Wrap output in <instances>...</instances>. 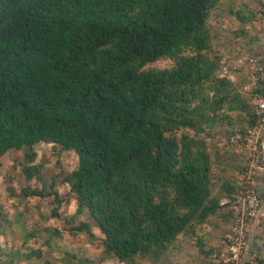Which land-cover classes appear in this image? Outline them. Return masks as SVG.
Segmentation results:
<instances>
[{"label": "trees", "instance_id": "trees-1", "mask_svg": "<svg viewBox=\"0 0 264 264\" xmlns=\"http://www.w3.org/2000/svg\"><path fill=\"white\" fill-rule=\"evenodd\" d=\"M243 1L0 0V172L12 183L0 204V264H70L78 252L90 264H160L170 244L219 210L209 156L236 182L243 168L222 167L233 157L228 136L254 123L243 82L216 74L223 43L246 36L222 33L221 14L235 25L264 14ZM38 143L71 162L44 175L2 169L11 150ZM23 172L35 176L33 190L17 184ZM58 177L76 198L75 221L61 213ZM222 187L223 197L235 189ZM95 231L100 240L84 243Z\"/></svg>", "mask_w": 264, "mask_h": 264}, {"label": "rangeland", "instance_id": "rangeland-1", "mask_svg": "<svg viewBox=\"0 0 264 264\" xmlns=\"http://www.w3.org/2000/svg\"><path fill=\"white\" fill-rule=\"evenodd\" d=\"M232 1V0H229ZM244 5L249 9L252 10L255 7H258V9H261L260 11H264V0H244ZM223 6H228L229 2L222 1L221 2ZM260 7V8H259ZM214 12H212L209 15L207 24L212 27L214 25ZM260 15V14H259ZM257 16V18L254 20L253 23H247L246 25L242 24H234L235 20L226 15L220 16L221 21L226 28V30H222V33H229L228 28L232 29H241V30H247L248 33H246L249 36H257L259 33V30H261V20L259 21V18L262 16ZM245 37H242L244 40H246ZM228 41L226 40L223 43V46L227 45ZM171 62H168L166 60L165 62H161L158 67L162 68H168L170 66ZM153 67V66H152ZM244 80H241L243 82ZM238 113V112H237ZM242 118H246V115L244 113H241ZM186 132H189L191 136H195L196 138H199L201 134H195L191 132V130H187ZM216 132H222L221 130H216ZM180 132L176 133L177 138H180ZM214 135V142L221 139V136L218 134ZM223 147V146H222ZM222 149V148H221ZM223 150H220L222 152ZM23 152L29 153L32 158H35V162H28L25 163L24 154ZM23 152H15L10 153L8 155V158L5 159L2 163V169L4 171L9 170L11 174H15L16 172L23 170L22 166L28 167V168H38L42 175L53 172L56 173L58 165L57 163L62 164V166L67 165L71 162L69 161L72 157L62 155L57 161L55 154L52 152L50 145H44V144H38L34 150H31L29 152L28 150H24ZM211 153H214L211 151ZM230 154L233 156L231 157L227 164H222V167L224 168L227 166V173L230 170L229 165L232 166L236 164L238 167H242L243 170H238L237 173H235L236 176V182H232L234 180V177L230 178L228 177L229 173L226 175L222 173L219 169H221L219 166H214L215 161L217 158H215V155L212 154L209 156L210 158V166H211V173H212V181L214 182V178L218 179V183L213 186L212 191L210 193V198L213 200H221L223 196L220 195V192L222 191L224 193V188L222 184H228L233 183L235 189L238 186V182L240 183V178L242 174L245 171V159H246V152L242 150L239 147H233L231 149ZM237 155L239 156V159L235 161ZM41 161H43L41 163ZM69 161V162H68ZM218 161L221 163L220 159L218 158ZM68 162V163H67ZM67 163V164H66ZM234 163V164H233ZM23 167V168H24ZM64 168V169H65ZM52 174V173H51ZM221 176V177H220ZM21 182L17 183L20 184V187H25L33 190L36 186V178L35 176L32 177L30 180H27L25 177L24 172L21 174L20 178ZM55 190L60 194V197L63 199V207H61V213L64 214V216L70 217V215L73 211L76 210V198L72 195V193L69 190V185L63 183L61 181V177L55 178ZM259 184L257 185L259 189H257V198L259 199V205L250 207L248 201L244 202L245 212L244 215H241L239 212L238 214L234 209L226 208V207H219V210L215 211L212 215L208 217L206 220V224L202 225H192V227H196L194 230H189V233H183L181 234L172 244L168 246V249L165 252V255L162 256V263L160 264H264V176L260 177L258 180ZM51 181L48 180V184H50ZM10 181H7L3 175L0 172V204L6 201V194L7 189L11 185ZM18 186V185H17ZM220 187V188H219ZM235 189L233 190L235 192ZM233 192V193H234ZM16 202V200L9 201V204L7 206L10 210L17 211V207L13 206L11 203ZM210 203V202H209ZM1 208V206H0ZM26 209V208H25ZM71 221L76 218L70 217ZM237 219H244L245 225L242 229V235L243 238L239 239L240 242H242L240 245H235L233 241H237V238L240 237V234L238 233L240 231V224L236 223ZM42 220V219H41ZM74 220V221H75ZM70 221V222H71ZM19 223V222H18ZM20 224V223H19ZM208 226L207 228H200L198 227H204ZM203 229H207L205 233H203ZM198 232L200 235L204 236V239L206 243L203 246H200L199 243H197L195 240L193 241V237L195 236L194 232ZM16 236L19 238L22 236V231L20 226H18L15 230ZM186 232V231H185ZM95 234L87 235L83 237L84 243H90V242H96V240H100V237L98 235V232L95 231ZM5 237L3 236V239ZM11 240L6 241L5 243L10 246ZM64 249L67 248V246L70 248V243H62ZM53 251V250H51ZM54 252V251H53ZM46 256V255H45ZM77 261H73L69 259L71 262L70 264H90L91 259H88L90 262H86L87 258L84 257L83 252L77 253ZM134 261V260H133ZM96 262V261H95ZM51 264H62L59 263L57 260H54L53 257H51ZM145 262L141 259H136L134 263L132 264H144ZM104 264H119V262L116 259H108Z\"/></svg>", "mask_w": 264, "mask_h": 264}, {"label": "built area", "instance_id": "built-area-1", "mask_svg": "<svg viewBox=\"0 0 264 264\" xmlns=\"http://www.w3.org/2000/svg\"><path fill=\"white\" fill-rule=\"evenodd\" d=\"M260 20L261 30L257 36L247 35L246 40L236 38L220 50L221 57L216 72L218 78L232 84L244 80L239 92L250 99V114L254 119L253 125L243 133L228 136L232 147H239L246 152L245 171L241 176L238 196L233 202L236 213L241 215L245 212V201H248L250 207L259 205L256 180L264 176V15ZM244 31L248 33L247 30ZM228 203L229 200L222 201L224 205ZM236 223L240 224V237L233 242L240 245L242 242L239 239L243 238L245 222L244 219H237Z\"/></svg>", "mask_w": 264, "mask_h": 264}, {"label": "clouds", "instance_id": "clouds-1", "mask_svg": "<svg viewBox=\"0 0 264 264\" xmlns=\"http://www.w3.org/2000/svg\"><path fill=\"white\" fill-rule=\"evenodd\" d=\"M38 144H44V145H45V143H38ZM15 152H18V151H16V150H11L10 153H15ZM2 163H3V161H2ZM259 179H260V178H259ZM259 179L257 178L256 181L258 182ZM240 183H241V178H240ZM240 183H239V187H240ZM258 184H259V182H258ZM258 184H256V188L258 187V186H257ZM239 187H237V188L235 189V192H234L233 194H231V195H229V196H226V197H223L221 200H219V206H220V207H226V208L234 209V204H233V202H235V200H236V198H237V196H238V190H239ZM257 189H258V188H257ZM223 200H229L230 203L224 205V204H222V201H223ZM234 210H235V209H234ZM235 211H236V210H235Z\"/></svg>", "mask_w": 264, "mask_h": 264}]
</instances>
